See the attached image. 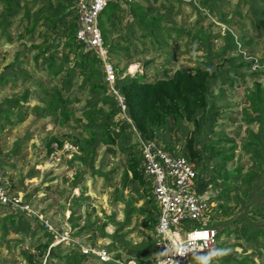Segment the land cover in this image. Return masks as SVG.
Listing matches in <instances>:
<instances>
[{
	"label": "rangeland",
	"instance_id": "374dc122",
	"mask_svg": "<svg viewBox=\"0 0 264 264\" xmlns=\"http://www.w3.org/2000/svg\"><path fill=\"white\" fill-rule=\"evenodd\" d=\"M11 2L17 13L4 18L0 26V73H15L0 83V180L29 202L37 215L0 205V264H49L37 249L46 242L60 254H78L81 246H92L129 258L127 250L146 247L155 240L154 229L143 225V216L136 211L151 190L149 180L144 186L132 181L130 153L138 148L132 149L130 144L136 139L132 137L123 149L97 137L86 145L87 154L74 145L76 138L85 145L83 140L89 137L84 110L108 112L111 103L103 104L99 95L82 91L84 77L72 71L76 57L62 46L65 35L61 28L55 32L39 19L34 31L25 30L47 0ZM262 3L264 0H207L203 6L204 0H116L98 17L119 78L138 72L152 80L164 71L170 75L179 68L192 71L203 65H209L214 75L209 97L217 108L214 121L200 119L197 129L184 119L169 121L155 137L167 150L182 155L187 138L194 136L202 157L199 163H192L199 180H210L202 191L209 202L206 219L185 220L184 230L199 224L217 229L216 256L197 254L189 264H264V162L258 163L244 148L249 131L258 129L256 122L246 121L256 115L247 92L255 82L264 85V69L248 65L252 59L264 62V34L255 26L252 11ZM133 5H142L143 22L138 19L139 9L128 7ZM23 7L29 9V21L23 17ZM153 15L159 22H147ZM44 49L45 55L67 53L58 74L47 72L41 55L35 57ZM81 52L84 49L78 54ZM65 75L69 84L62 81ZM53 85L62 86L63 96L73 100L68 104L71 114L67 121L58 112L41 116L33 111L35 105L43 104V86ZM122 117L117 113L113 120ZM52 136L62 143L60 147L53 142L48 148ZM219 138L232 141L214 143ZM210 145L218 149L234 146L233 159L226 161L225 168L240 167L238 176L227 182L212 179L219 159L211 155ZM250 170L256 175L255 182L247 185L242 176ZM230 186L234 189L223 191ZM220 195L227 200L217 199ZM156 255L152 248L147 257ZM48 261L65 264L54 257ZM79 264L104 263L87 256Z\"/></svg>",
	"mask_w": 264,
	"mask_h": 264
},
{
	"label": "trees",
	"instance_id": "16d2710c",
	"mask_svg": "<svg viewBox=\"0 0 264 264\" xmlns=\"http://www.w3.org/2000/svg\"><path fill=\"white\" fill-rule=\"evenodd\" d=\"M0 2L2 6V11L0 10V26H3L2 22H4V18L9 19L16 15L17 8L14 7L11 0H0ZM206 2L207 0H204L203 6H206ZM74 3L75 0H54V3L47 0L45 4L42 2L40 8L36 10L32 17L33 23L30 24L29 28L26 27L25 30L30 33L34 31L35 25L39 19L42 20L43 23L48 24V27L55 32L60 31L61 28L62 31H60V33L65 35V41L62 46L67 47V52L74 53L76 57L73 61L72 71L77 70L78 73L84 77L82 91H87V93L91 95H99L100 101L103 104L111 103L108 112L96 108L84 110V114L88 120L85 127L89 137L83 140L86 142L85 145H82L77 138L74 142V145L79 146L81 151L87 154L86 145L93 143L97 137L106 144L118 143L123 147L126 144H130L135 131L144 139L155 138L157 131L163 128L169 121L176 123L179 119H184L193 123L196 129L200 119L208 123L214 121V117L218 115V113L216 111L217 108H214L209 100L210 85L214 78L209 65L194 68L192 71L179 68L170 75L166 74V71H164L161 76L152 80H148L144 74H139L138 72L127 74L122 78L116 76L114 87L122 100L124 106L122 110L118 104L116 95L108 90L106 81L102 80L104 79V72L103 69L101 72L99 71V66L102 68L100 59L92 50L85 49L74 39L77 20ZM42 5H45V7ZM128 7H130L132 11L134 9H139L141 12L138 18L139 21L143 22L145 20V14H143L144 12H142L140 8L142 5ZM23 9V17L29 21V9H25L24 7ZM145 9L147 10L149 8L146 7ZM252 11L255 26L264 34V3L253 6ZM147 22H159V18L153 15L147 19ZM109 24H112V22ZM101 33L104 44L106 45L107 33L102 32V30ZM73 43H76V45L74 46ZM81 49H84V52L78 54ZM46 52L45 49L41 50L35 57L37 58L41 55L46 63L47 72L54 75L58 74L62 68V63H64L67 57V53L58 57L55 55V52L45 55ZM250 63L251 62H249L248 65H250ZM13 75H15V73L11 70L0 73V83H5L9 77ZM65 77L66 75L62 81L69 84L70 79ZM41 93L42 96L40 99L43 104L35 105L33 111L41 116L52 115L58 112L61 118L67 121L71 114L68 110V104L73 100L63 96L62 86L58 87L53 85L50 88H44L43 86ZM26 95L27 92L23 94L22 98L25 99ZM12 101L17 102L18 100L13 99ZM247 101L250 103L252 111L256 115L254 118H249L246 121L256 122L258 129L256 132L249 131V137L247 138L244 148L251 151L257 162L261 164V162H264V85L255 82L252 88L247 92ZM117 113H121L123 117L114 121L113 116ZM220 141L231 142L232 140L219 138L215 140L214 143ZM53 142L57 143L59 147L62 145L57 137L52 136L47 141L48 148ZM130 148H138L137 142H135V144H130ZM183 148L184 152L182 156L195 164L200 162L202 154L200 150L195 147L194 136H189L187 138ZM123 149L126 148L123 147ZM233 149L234 146H229L226 149H218L210 145L211 155L219 159L213 168L215 171L212 177L213 180L218 178L222 180V182H227L233 179L235 175H239L240 167L232 170H227L225 168L226 161L233 159ZM130 155L131 163L129 168L132 181L144 186L148 178L144 175L139 149L131 152ZM255 176L254 171L250 170L248 174L242 176V181L247 185H251L255 182ZM209 181L198 179V191L200 193H202ZM232 189H234V187L230 186L223 191H230ZM143 197L145 199V204L138 207L136 211L143 216V225L150 227V229H154L158 208L152 198V187L151 190L146 191ZM220 197L227 200L226 196L223 197L222 195L218 196L217 199ZM258 209L259 208H257V210ZM208 225L211 226L210 224ZM241 229H245V227L241 225ZM255 233L257 234L258 231ZM261 235L264 236V233ZM48 245L49 242L44 244L40 243L37 245V249L40 250L41 256L46 255V261L49 264L52 262H49L48 259L53 257L57 261H63L65 264H79L87 257L81 252L72 255L55 253L54 246L48 247ZM262 245L264 247V244ZM152 248L156 250L154 241L146 247L127 251L129 258L146 264L153 259H148L147 257ZM114 257L120 258L118 254L114 255ZM28 260L31 261V256H29ZM41 263V261H38L36 264Z\"/></svg>",
	"mask_w": 264,
	"mask_h": 264
},
{
	"label": "built area",
	"instance_id": "2783aa9c",
	"mask_svg": "<svg viewBox=\"0 0 264 264\" xmlns=\"http://www.w3.org/2000/svg\"><path fill=\"white\" fill-rule=\"evenodd\" d=\"M115 1L75 0L77 20L74 39L100 59L108 90L116 95L123 110L122 100L114 87L115 67L110 61L98 21L101 12ZM251 68L264 69V62L252 59ZM134 137L144 175L150 181L152 198L158 208L154 227L157 255L146 264H189L191 257L197 254L216 256L217 230L214 227L199 224L184 230L185 220L206 219L209 207L208 197L198 191V175L194 164L184 156L167 150L156 138L144 139L136 131ZM0 205L29 215L35 214L30 203L12 192L2 180ZM80 251L86 256H94L100 263L144 264L133 258H115L106 248L81 246Z\"/></svg>",
	"mask_w": 264,
	"mask_h": 264
}]
</instances>
